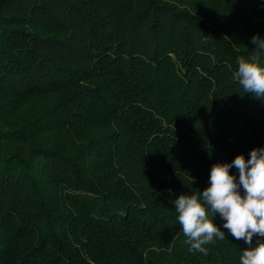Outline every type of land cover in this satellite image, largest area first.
I'll return each instance as SVG.
<instances>
[{"label": "trees", "instance_id": "16d2710c", "mask_svg": "<svg viewBox=\"0 0 264 264\" xmlns=\"http://www.w3.org/2000/svg\"><path fill=\"white\" fill-rule=\"evenodd\" d=\"M257 35L264 0H0V264H239L174 200L264 148Z\"/></svg>", "mask_w": 264, "mask_h": 264}, {"label": "clouds", "instance_id": "9594fccd", "mask_svg": "<svg viewBox=\"0 0 264 264\" xmlns=\"http://www.w3.org/2000/svg\"><path fill=\"white\" fill-rule=\"evenodd\" d=\"M251 43L256 45L257 54L250 59L238 58L235 76L245 93L264 100V62L259 56L264 52V39L253 36ZM232 167L239 171L238 181L229 171ZM209 179L210 186L202 192L181 194L174 200L189 250L206 254V245L225 238L213 222L219 214L225 221L223 228L248 245L239 264H264V239H260L264 238V148L252 149L248 159L239 154L231 164H214ZM254 237H259L255 243Z\"/></svg>", "mask_w": 264, "mask_h": 264}, {"label": "rangeland", "instance_id": "374dc122", "mask_svg": "<svg viewBox=\"0 0 264 264\" xmlns=\"http://www.w3.org/2000/svg\"><path fill=\"white\" fill-rule=\"evenodd\" d=\"M225 20H228V19H224V20H222V22H223V25H226L228 22L227 21H225Z\"/></svg>", "mask_w": 264, "mask_h": 264}]
</instances>
